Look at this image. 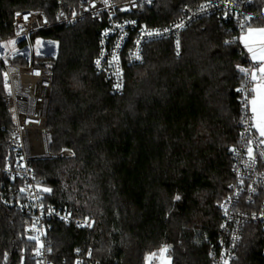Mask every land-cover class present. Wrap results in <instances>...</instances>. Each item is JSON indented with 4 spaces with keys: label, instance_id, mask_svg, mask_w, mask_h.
Listing matches in <instances>:
<instances>
[{
    "label": "trees",
    "instance_id": "1",
    "mask_svg": "<svg viewBox=\"0 0 264 264\" xmlns=\"http://www.w3.org/2000/svg\"><path fill=\"white\" fill-rule=\"evenodd\" d=\"M57 1L0 0L1 35L12 32L18 11L43 9L53 20ZM62 1L68 11L78 3ZM201 1L156 0L142 19L163 25L185 3ZM263 7L264 0H254L249 26H264ZM101 28L86 17L31 36L56 43L54 56H38L34 64L53 71L51 149L74 152L32 166L48 186L49 203L95 221L91 229L53 222L49 258L74 264L76 250L90 249L100 264H144L147 254L168 246L173 264H212L204 237L216 235L215 202L232 181L229 149L239 137L238 66L248 60L239 39L216 18H200L183 32L180 55L170 40L148 43L142 63L125 66L124 91L112 94L94 69ZM8 61L26 63L22 56ZM4 92L0 64V261L8 254L15 263L30 244L29 219L1 199L12 126ZM233 264H264L259 224L246 225Z\"/></svg>",
    "mask_w": 264,
    "mask_h": 264
},
{
    "label": "built area",
    "instance_id": "2",
    "mask_svg": "<svg viewBox=\"0 0 264 264\" xmlns=\"http://www.w3.org/2000/svg\"><path fill=\"white\" fill-rule=\"evenodd\" d=\"M155 2L78 0L77 5L68 11L63 1L58 0L53 20L43 9L18 11L14 15L12 32L6 37L0 33V64L5 88L3 100L12 122L7 139L10 153L3 167L8 182L3 185L1 199L28 217L25 231L30 241L18 262H12L5 254L0 264H53L49 258L51 247L48 237L53 222L80 229H91L95 224L89 215L76 216L72 209L49 203L48 186L32 166L35 161L74 155L69 147H63L58 152L51 149L48 118L53 71L49 67L35 65L34 60L38 56H54L56 43L54 45L51 40L41 39L42 46L35 51L31 40L33 33L51 25L73 26L86 17L101 24L94 69L109 81L112 94H121L126 85L125 66L142 63L144 48L148 43L170 40L180 55L182 34L196 20L212 16L236 33L234 37L239 39L253 18L249 8L254 0H203L194 5L185 3L174 20L151 26L142 19V15ZM7 42L17 46L10 57L22 56L25 64L4 61V43ZM239 71L243 76L237 88L241 116L238 141L231 149L233 178L225 196L215 202L220 212L216 235L204 237L212 264H233L238 259L247 224H259L264 238V138L256 129L255 116L249 103L254 83L259 81L261 73L253 60L239 65ZM253 73L256 80L252 78ZM74 254V264H100L92 257L90 249L86 252L78 249ZM163 257L168 258L169 263H163ZM144 264L172 262L170 257L158 254L148 255Z\"/></svg>",
    "mask_w": 264,
    "mask_h": 264
},
{
    "label": "snow or ice",
    "instance_id": "3",
    "mask_svg": "<svg viewBox=\"0 0 264 264\" xmlns=\"http://www.w3.org/2000/svg\"><path fill=\"white\" fill-rule=\"evenodd\" d=\"M250 33H258V38L253 40V43H258L260 47L261 55L259 57L253 53V59H259L262 63L260 65V79L259 84L256 88L252 89V92L255 94L252 96L249 103L252 106V112L255 117H258L259 123L257 127L261 131V135L264 136V28L262 29H249ZM247 46V42H246ZM249 51L253 52V48L249 47ZM253 80H256L257 77L253 73L251 74ZM179 198V197H177Z\"/></svg>",
    "mask_w": 264,
    "mask_h": 264
},
{
    "label": "crops",
    "instance_id": "4",
    "mask_svg": "<svg viewBox=\"0 0 264 264\" xmlns=\"http://www.w3.org/2000/svg\"><path fill=\"white\" fill-rule=\"evenodd\" d=\"M262 13L264 15V9L262 10ZM250 28L251 29H262V28H264V26L263 25H260V26L259 25H251L239 36V42H240V44L244 50V53L246 54L247 59L257 62L258 66H259V70H260V65L262 62L259 59H256V60L253 59V53H255L257 57H259L261 55L259 44L253 43V40L258 38V33H250L249 32ZM246 42H247V46H246ZM249 47L253 48V52L249 51ZM258 84H259V81H256L254 83V88H256L258 86ZM253 95H255V94L253 93ZM251 109H252V106H251ZM255 122H256V129H257L258 133L261 135V131L257 127V125L259 123L258 117H255ZM262 137L264 138V136H262ZM163 260H164L163 263H169L168 258L163 257ZM170 261L172 262L171 258H170Z\"/></svg>",
    "mask_w": 264,
    "mask_h": 264
},
{
    "label": "rangeland",
    "instance_id": "5",
    "mask_svg": "<svg viewBox=\"0 0 264 264\" xmlns=\"http://www.w3.org/2000/svg\"><path fill=\"white\" fill-rule=\"evenodd\" d=\"M263 9H264V7L262 8V10ZM54 45H55V43H54ZM41 46H42V40L41 39H37V40H35L33 42V47H34L35 51H38ZM4 47H5V50H6L5 51V54H4V61L7 62L8 61V57L12 56V54L17 50V46H15L12 42H7V43H4ZM238 69H239V66H238ZM234 145L235 144H232L230 146V149H229L230 150V153H231V149H232V147ZM164 248L165 249H161V250H158L156 252H151V253L147 254V256L144 259V263L146 262V258L148 257V255L152 256V255H158V254L160 255V254H162V255H165V256L171 258V256L168 255L169 254V249L167 251L168 246H165Z\"/></svg>",
    "mask_w": 264,
    "mask_h": 264
}]
</instances>
